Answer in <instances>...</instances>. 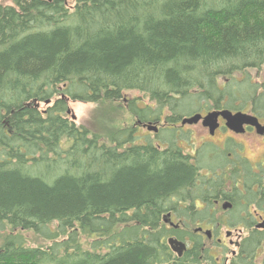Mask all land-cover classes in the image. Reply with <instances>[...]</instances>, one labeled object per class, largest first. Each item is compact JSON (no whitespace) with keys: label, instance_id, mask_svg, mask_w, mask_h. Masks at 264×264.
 Instances as JSON below:
<instances>
[{"label":"trees","instance_id":"trees-1","mask_svg":"<svg viewBox=\"0 0 264 264\" xmlns=\"http://www.w3.org/2000/svg\"><path fill=\"white\" fill-rule=\"evenodd\" d=\"M263 67L264 0L0 3V264H201L200 239L182 257L168 244L194 236L190 156L174 140L142 141L136 126L105 140L68 119L67 102L122 101L138 124L174 125L244 109L238 96L248 98L249 72ZM174 210L191 224L166 225ZM24 232L51 243L31 245ZM245 244L243 264H264L253 260L259 240Z\"/></svg>","mask_w":264,"mask_h":264},{"label":"flooded vegetation","instance_id":"flooded-vegetation-1","mask_svg":"<svg viewBox=\"0 0 264 264\" xmlns=\"http://www.w3.org/2000/svg\"><path fill=\"white\" fill-rule=\"evenodd\" d=\"M206 113L207 111L202 112L203 115ZM252 114L256 115L259 122L264 125L263 115L258 112ZM219 122L220 126L214 134H211L209 128L203 126L201 121L197 123L208 131L209 135L208 139H203L199 145L194 147L193 153H188L199 168L193 207L196 213L199 212L196 217L197 229L202 228V230H194V236L187 234L182 241L186 243L188 249L195 246L193 237L201 240V243L199 242V247L203 252L199 256L201 264H243L246 258V261L249 260L247 250H250V246L245 244L246 240L255 241L257 238L259 246L255 247L253 258L256 262L264 246V134L258 133L257 129L251 125H246L243 133H236L225 125L222 117ZM222 128L227 130V135L216 138ZM240 136H244L241 137L242 141L238 138ZM156 144L166 147L159 140ZM186 205L179 202L177 208L185 209L189 204ZM204 209L209 212L202 216L200 212ZM168 213L174 223L172 226L167 222L169 227L178 228L191 224L186 219L187 215L183 214L176 221L175 219L181 214L175 210L165 214ZM218 224L242 227L238 228L241 233L236 235L237 240L232 239L233 232L229 233L230 231L226 236L217 235L213 229H211L210 236L205 233L206 229L203 225ZM244 230H247L248 234L242 237ZM208 241L217 248L224 249V247L234 246L237 250H233L222 260L220 255L216 256L211 253V249L206 245Z\"/></svg>","mask_w":264,"mask_h":264},{"label":"rangeland","instance_id":"rangeland-1","mask_svg":"<svg viewBox=\"0 0 264 264\" xmlns=\"http://www.w3.org/2000/svg\"><path fill=\"white\" fill-rule=\"evenodd\" d=\"M1 4L4 5H13L14 0H0ZM66 4L68 8H72L75 5V0H66ZM252 88L250 91V94L253 95H259L260 99L256 102V104L253 102L252 96H248L245 100L241 99L240 96H238V99L236 102L238 104L243 105L244 109H241L242 111L249 112V113H259L263 115L264 117V95L262 93V89L259 87L264 82V67L262 69H251L249 72ZM239 79L244 78V74L238 75ZM241 82V81H240ZM261 84V85H260ZM248 86V85H245ZM256 89V91H255ZM238 90V91H237ZM237 92H239V88L236 89ZM255 91V92H254ZM139 95V92L137 91H130L127 93V98L130 97H136ZM126 102L118 101V102H104V103H91V102H79V101H68V110H70V113L67 111V117L68 119L74 121L79 126H86L90 128L93 131H96L97 133H100L105 140L108 139L109 134L117 128H125V127H137V132L140 135H144V138L142 141H145L146 139H151L154 141V143H157L158 140L162 141L164 146L170 145V142L174 140V144L177 147H181L185 150V152L193 153V149L195 146L199 145L203 139H208V131H206L201 125L199 124H181V120L178 121L176 124L172 125L170 123H166L163 120L158 122L159 132L154 133L152 130H148V128L143 127V122L139 123L136 121L135 117L127 110L125 107ZM53 104V102L49 104L41 103L40 108L46 109L47 106ZM200 104H205L204 100H201ZM199 105V104H197ZM195 107L196 104H195ZM193 104L187 103L183 107V110L185 111H191L195 108ZM256 107V112H252V109ZM212 110V109H211ZM72 115H75L76 119H72ZM171 127H173L171 129ZM227 135L226 129H221V131L217 134L216 138H222ZM257 137V135H254ZM244 136L238 137L240 141H242V138ZM248 137V136H247ZM171 140V141H170ZM163 147V146H162ZM255 160V159H254ZM242 208V206H240ZM183 216L181 214L178 216L175 220L178 221L179 218ZM187 220H189V217H186ZM197 221V220H196ZM192 223L190 228H187L186 231L193 234V231L196 230L198 227L197 222ZM186 224V222H184ZM168 225L167 223H165ZM169 226V225H168ZM188 226V224H186ZM205 229H213L217 235L226 236L227 232H233L232 239L235 241L237 240L236 235L241 233L238 228H242L239 226H229L224 224H218V225H203ZM181 228L185 229V226H180ZM26 240L31 245L36 246H46L51 243V241L38 236L34 235L29 232L23 233ZM248 231L244 230L242 237L247 236ZM5 236V233H0V240L1 238ZM207 247L211 249V253L214 255H220L222 257V260L226 255H230L233 250L236 248L234 246L224 247L223 248H217L215 245H213L212 242H207ZM237 250V249H236ZM264 254V246L262 249V252L257 256L256 262H259L261 258H263Z\"/></svg>","mask_w":264,"mask_h":264},{"label":"water","instance_id":"water-1","mask_svg":"<svg viewBox=\"0 0 264 264\" xmlns=\"http://www.w3.org/2000/svg\"><path fill=\"white\" fill-rule=\"evenodd\" d=\"M68 113H70V110H68ZM220 117H222L225 120V125L236 133H243L245 131V126L251 125L257 129L258 133L264 134V125H262L259 122L257 116H255L252 113L243 112V111H232L227 108L210 110L206 113V115H203L202 113L198 112L191 116H185L182 118L181 124L192 125V124H197L198 122L201 121L202 125L208 127L210 133L214 134L215 130L220 126V122H219ZM72 119L73 120L76 119L75 115H72ZM145 126L149 130H152L155 133H157L159 130L158 125L153 122H148L145 124ZM164 221L169 222L171 225H174V223L170 219L169 213L164 215ZM199 230H202V228L196 229V231ZM205 233L210 236L211 230H206ZM168 243L171 249L178 256H182L184 251L187 250L186 243L175 237L168 238Z\"/></svg>","mask_w":264,"mask_h":264},{"label":"bare ground","instance_id":"bare-ground-1","mask_svg":"<svg viewBox=\"0 0 264 264\" xmlns=\"http://www.w3.org/2000/svg\"><path fill=\"white\" fill-rule=\"evenodd\" d=\"M62 97V96H61ZM48 101V102H47ZM46 102H43V103H45V104H49V103H51V102H53L54 103V100H47ZM35 103H36V106L37 107H40V104L42 103V102H37V101H35Z\"/></svg>","mask_w":264,"mask_h":264}]
</instances>
